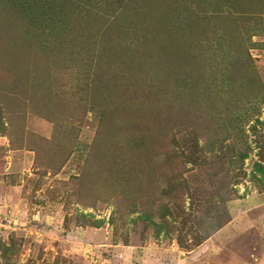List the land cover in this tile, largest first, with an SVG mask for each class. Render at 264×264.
<instances>
[{"label":"rangeland","instance_id":"1","mask_svg":"<svg viewBox=\"0 0 264 264\" xmlns=\"http://www.w3.org/2000/svg\"><path fill=\"white\" fill-rule=\"evenodd\" d=\"M256 2L0 0V264H264Z\"/></svg>","mask_w":264,"mask_h":264},{"label":"crops","instance_id":"2","mask_svg":"<svg viewBox=\"0 0 264 264\" xmlns=\"http://www.w3.org/2000/svg\"><path fill=\"white\" fill-rule=\"evenodd\" d=\"M167 248L169 249V246H167ZM176 254H177L178 258L180 259L179 263L181 262V264H184V262H186L188 259L192 258L191 254L189 255V254L185 253L182 250L176 251ZM163 256H165V257L162 258L163 261L160 264H169L168 263L169 262L168 259L170 260V255L168 253H166V251H165V254ZM172 258H173V256H171V259Z\"/></svg>","mask_w":264,"mask_h":264},{"label":"trees","instance_id":"3","mask_svg":"<svg viewBox=\"0 0 264 264\" xmlns=\"http://www.w3.org/2000/svg\"><path fill=\"white\" fill-rule=\"evenodd\" d=\"M256 1H258L259 3H257ZM255 2H256V6H259L260 9L264 7V0H255ZM224 8H226V7H224ZM246 9H245V13H247ZM236 79L235 80L237 81V83L239 82L238 81L239 79L242 80L241 76L240 77H236ZM236 81H235V83H236ZM233 84H234V82H233ZM256 122L262 123V121L259 118L256 119ZM256 169H258L261 173L264 172V168H263V166L260 163H256Z\"/></svg>","mask_w":264,"mask_h":264}]
</instances>
